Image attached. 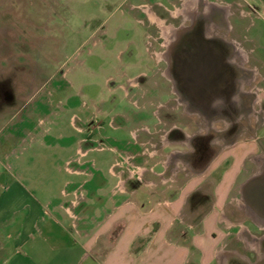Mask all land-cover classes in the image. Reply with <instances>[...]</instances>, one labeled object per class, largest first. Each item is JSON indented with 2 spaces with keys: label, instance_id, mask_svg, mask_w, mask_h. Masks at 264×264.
<instances>
[{
  "label": "rangeland",
  "instance_id": "rangeland-1",
  "mask_svg": "<svg viewBox=\"0 0 264 264\" xmlns=\"http://www.w3.org/2000/svg\"><path fill=\"white\" fill-rule=\"evenodd\" d=\"M184 3L0 0V193L2 184L15 180L32 195L39 194L38 185L44 194H54L67 166L105 171L109 149L122 154L115 168L123 179L133 175L136 186L157 181L141 172L156 165L164 168L167 186L182 185L219 151L255 143V154L247 157L217 210L219 222L208 240L210 264H258L264 257V224L244 205L264 221V174L250 181L264 171V47L254 41L264 22L246 0H196L194 21L177 14ZM133 13L148 27L140 64L146 73L129 79L131 50L117 54L124 37L141 28L127 20ZM164 24L182 29L173 41L177 29ZM102 42L109 48L116 44L112 54H98ZM103 123L110 139L92 141ZM75 127L89 135L84 141L92 142L90 153L78 144ZM224 166L201 184L187 205L191 208L182 210L174 242L190 249L189 264H199L192 234L202 230L201 218ZM93 187L81 182L79 199ZM112 243L101 240L92 254L103 259Z\"/></svg>",
  "mask_w": 264,
  "mask_h": 264
},
{
  "label": "crops",
  "instance_id": "crops-1",
  "mask_svg": "<svg viewBox=\"0 0 264 264\" xmlns=\"http://www.w3.org/2000/svg\"><path fill=\"white\" fill-rule=\"evenodd\" d=\"M246 2L252 6L255 17L264 22V0ZM135 14L127 20L140 24L141 28L137 29L133 37H124L125 41L120 43L125 46H119L117 54L119 56L124 50L127 55V50H131L126 61L129 79L146 73L140 68V64L148 27L145 23H140ZM118 26L119 24L114 25L116 31L121 29ZM254 41H262L264 47V29L259 28ZM115 46L109 48L102 42L98 54L103 57L108 52L112 54ZM124 76L126 77V73ZM61 96L64 97L65 94ZM54 125L58 127L60 122H55ZM103 128L104 123L101 130L103 135H100L101 131L92 133V141L101 136V140L110 139L108 131ZM76 130L74 132L81 135L77 137L78 144L85 147L86 153L88 150L90 153L93 148L88 146L92 142L84 141L89 135L77 128ZM230 148L229 151L223 149L215 154L203 169L189 176L182 185L167 186L163 180L164 168L158 169L156 165L151 169L145 167L141 170L146 178L149 173V176H155L156 183L154 180L149 183L141 180L140 185L138 183L136 186L132 182L133 175L123 179L120 171L115 168L116 161L121 159L122 154L112 149L106 152L109 159L107 169L98 170V174L76 165V168L67 166L62 170L66 176L62 187L54 194H44L46 191H42L41 185L36 189L39 194L32 195L18 181L10 180L2 184L0 264H189L190 249L174 242L177 241L174 234L184 215L182 210L191 208L187 205L192 196L203 189L201 184L225 165L219 179L213 184V202L201 218L202 230L192 234L194 246L199 251V264H210L213 246L208 237L212 239V232L219 222L217 210L225 205L229 191L247 157L255 154V143H236ZM79 150L81 155L86 154L82 153V149ZM89 177L91 179L88 180ZM85 181L86 184H94V187L92 192L87 193L86 197L83 195L80 200L76 189ZM105 238H111L113 243L104 258L98 260L92 250ZM223 254L221 252L219 256Z\"/></svg>",
  "mask_w": 264,
  "mask_h": 264
},
{
  "label": "flooded vegetation",
  "instance_id": "flooded-vegetation-1",
  "mask_svg": "<svg viewBox=\"0 0 264 264\" xmlns=\"http://www.w3.org/2000/svg\"><path fill=\"white\" fill-rule=\"evenodd\" d=\"M217 6H219V5H217ZM219 7H221V6H219ZM226 11H227V13H228V9H226ZM148 12L150 13H153L152 11H150V10H148ZM177 12V11H176ZM149 13H148V16H149ZM183 13V15H184V17L185 18H189V19H191L192 21H194V16H196V0H185V3H184V6H183V8L182 9H178V12H177V14H182ZM150 17V16H149ZM162 21V20H161ZM159 24V23H158ZM165 25V24H164ZM166 26V25H165ZM166 27H169V28H173V29H179V28H175L174 26H166ZM177 30H173V32H174V34H175V32L177 31ZM172 32V33H173ZM171 35V34H170ZM164 57L168 60V57L166 56V54H164ZM166 76H167V74H166ZM264 174V171H262L261 173H258L257 175H255V176H253V177H251L250 178V181L252 180V179H255V177L257 176H262ZM249 181L248 182H246L244 185H243V190H242V192H243V195L244 196H246V192H247V187H248V185H249ZM244 208L246 209L247 208V211H248V213L250 214V216L255 220V214H254V212L252 211V209L250 210L249 208H248V206H246V205H244ZM255 222H256V220H255ZM225 257V258H224ZM221 260L224 258V259H226V254L224 253L221 257ZM264 261V257H262L261 259H260V261L258 262V264H261V262H263Z\"/></svg>",
  "mask_w": 264,
  "mask_h": 264
},
{
  "label": "bare ground",
  "instance_id": "bare-ground-1",
  "mask_svg": "<svg viewBox=\"0 0 264 264\" xmlns=\"http://www.w3.org/2000/svg\"><path fill=\"white\" fill-rule=\"evenodd\" d=\"M181 30H182V29H181ZM181 30L178 29V30L175 32V36H174V38H173L171 41H173L174 39H176V38L179 36ZM169 44H170V43H169ZM166 56L168 57L167 53H166ZM168 60H169V58H168ZM166 74H167V77H168V78H171V75H170L169 72H166ZM255 220H256V222H258L260 225H261V224H264V221H263L262 219H259V216H257L256 213H255Z\"/></svg>",
  "mask_w": 264,
  "mask_h": 264
},
{
  "label": "water",
  "instance_id": "water-1",
  "mask_svg": "<svg viewBox=\"0 0 264 264\" xmlns=\"http://www.w3.org/2000/svg\"><path fill=\"white\" fill-rule=\"evenodd\" d=\"M248 182V181H247Z\"/></svg>",
  "mask_w": 264,
  "mask_h": 264
}]
</instances>
